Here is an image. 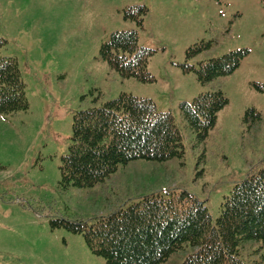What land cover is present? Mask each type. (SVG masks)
<instances>
[{"label": "rangeland", "instance_id": "obj_1", "mask_svg": "<svg viewBox=\"0 0 264 264\" xmlns=\"http://www.w3.org/2000/svg\"><path fill=\"white\" fill-rule=\"evenodd\" d=\"M134 4L149 8L142 27L124 17ZM127 29H137L139 44L155 50L148 63L152 82L122 77L102 57L111 33ZM0 36L7 41L0 56L17 57L30 102L26 111L0 114V264H108L82 234L53 228L51 218L106 214L173 187L205 201L216 223L233 186L264 167V92L254 84L264 83V0H0ZM212 38L218 41L213 56L239 48L249 53L233 73L219 77L229 101L201 139L180 103L212 85L182 64L189 46ZM122 92L150 98L173 114L183 157L120 164L93 205L83 194L59 193L75 113ZM250 108L261 117L246 120ZM193 250L176 251L167 264H181ZM262 250L249 240L240 253L264 264Z\"/></svg>", "mask_w": 264, "mask_h": 264}, {"label": "trees", "instance_id": "obj_2", "mask_svg": "<svg viewBox=\"0 0 264 264\" xmlns=\"http://www.w3.org/2000/svg\"><path fill=\"white\" fill-rule=\"evenodd\" d=\"M148 13L146 4L124 9V17L138 27L144 26ZM6 43L0 36V51ZM217 44L216 38L192 44L182 64L185 72L195 71L202 84L212 85L192 101L180 103L186 120L201 139L215 129L218 113L229 101L219 77L233 73L249 53L247 48H239L213 56ZM154 51L139 44L137 29L112 32L101 48L102 57L122 77L143 82L155 80L148 69ZM200 55L203 59L197 64L191 62ZM254 84L264 92V83ZM29 106L17 57L0 56V114L26 111ZM260 117L255 108L245 114L246 120ZM183 155L182 136L173 114L160 111L150 98L122 92L101 105L75 113L69 149L60 165L58 191L67 196L83 194L86 203L93 205L107 192L108 182L114 181L120 164L165 161ZM50 224L82 234L91 251L103 256L108 264H167L176 251L188 246L194 250L181 264H252L241 257L240 248L244 241L256 240L264 258V167L233 186L222 202L216 223L205 201L169 187L146 192L106 214L71 217L58 213Z\"/></svg>", "mask_w": 264, "mask_h": 264}]
</instances>
